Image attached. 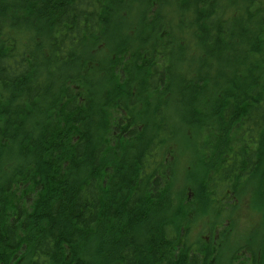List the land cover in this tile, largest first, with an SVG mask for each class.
<instances>
[{
	"label": "trees",
	"instance_id": "obj_1",
	"mask_svg": "<svg viewBox=\"0 0 264 264\" xmlns=\"http://www.w3.org/2000/svg\"><path fill=\"white\" fill-rule=\"evenodd\" d=\"M242 210L256 247L222 254ZM242 257L264 264V0H0V264Z\"/></svg>",
	"mask_w": 264,
	"mask_h": 264
},
{
	"label": "rangeland",
	"instance_id": "obj_2",
	"mask_svg": "<svg viewBox=\"0 0 264 264\" xmlns=\"http://www.w3.org/2000/svg\"><path fill=\"white\" fill-rule=\"evenodd\" d=\"M238 216H239V218H238V222H239L238 228L240 226V229H242L240 231V234L241 235L243 234L244 236L242 237L241 241H237L236 243L233 242L234 244L232 242H231V244L230 243L224 244L226 247H225V249H223V248L221 249L222 254L223 253H228L231 250L233 252L237 245H239V244L241 245V244H244V243H250L249 247L255 248L256 244L254 242H256V239H252V237H251V241H248V239L250 237V234L252 233L255 238H258L259 234L262 233V229H263L262 225H263V223L259 222L261 217H262L261 213H256L255 212L253 215H250L248 213V210H242V211H240V214ZM219 241L220 240H218V242ZM222 245H223V242H222ZM228 257H231V256L229 254L227 256H224V258H227V259H228ZM218 261H219V259H218ZM243 261H244V257L239 259L237 261V264H240ZM12 264H24V261H22L20 263H18L16 261V262H13Z\"/></svg>",
	"mask_w": 264,
	"mask_h": 264
}]
</instances>
